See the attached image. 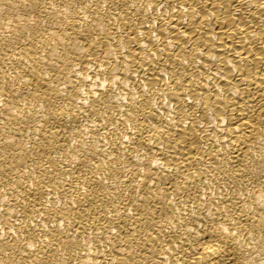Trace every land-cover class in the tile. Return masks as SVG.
I'll list each match as a JSON object with an SVG mask.
<instances>
[{
  "label": "bare ground",
  "instance_id": "bare-ground-1",
  "mask_svg": "<svg viewBox=\"0 0 264 264\" xmlns=\"http://www.w3.org/2000/svg\"><path fill=\"white\" fill-rule=\"evenodd\" d=\"M0 264H264V0H0Z\"/></svg>",
  "mask_w": 264,
  "mask_h": 264
}]
</instances>
